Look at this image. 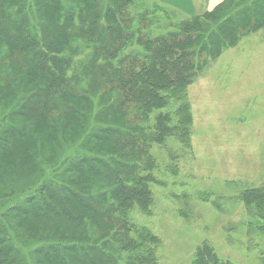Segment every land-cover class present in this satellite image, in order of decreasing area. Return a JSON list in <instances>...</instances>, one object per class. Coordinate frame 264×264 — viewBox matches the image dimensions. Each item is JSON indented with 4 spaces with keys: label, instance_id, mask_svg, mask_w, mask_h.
Segmentation results:
<instances>
[{
    "label": "trees",
    "instance_id": "16d2710c",
    "mask_svg": "<svg viewBox=\"0 0 264 264\" xmlns=\"http://www.w3.org/2000/svg\"><path fill=\"white\" fill-rule=\"evenodd\" d=\"M154 1L155 36L131 23L136 0H0V264H158L130 218L154 201L152 145L191 148L187 88L264 28V0L192 16ZM239 198L264 234V184ZM192 264L233 263L205 242Z\"/></svg>",
    "mask_w": 264,
    "mask_h": 264
},
{
    "label": "rangeland",
    "instance_id": "374dc122",
    "mask_svg": "<svg viewBox=\"0 0 264 264\" xmlns=\"http://www.w3.org/2000/svg\"><path fill=\"white\" fill-rule=\"evenodd\" d=\"M153 2L136 0L127 12L141 33L155 36L168 24L162 12H151ZM187 91L191 148L171 137L152 145L154 201L148 210L135 206L130 218L160 239L158 264H192L205 242L233 264H264V234L239 198L244 188L264 184V28L209 60Z\"/></svg>",
    "mask_w": 264,
    "mask_h": 264
},
{
    "label": "crops",
    "instance_id": "0c3cea01",
    "mask_svg": "<svg viewBox=\"0 0 264 264\" xmlns=\"http://www.w3.org/2000/svg\"><path fill=\"white\" fill-rule=\"evenodd\" d=\"M220 1L221 0H161V2L187 15H193L199 7H201L200 9H202V12L210 10Z\"/></svg>",
    "mask_w": 264,
    "mask_h": 264
}]
</instances>
